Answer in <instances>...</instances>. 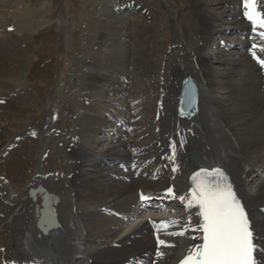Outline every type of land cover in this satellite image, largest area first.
Returning <instances> with one entry per match:
<instances>
[{
    "label": "bare ground",
    "instance_id": "1",
    "mask_svg": "<svg viewBox=\"0 0 264 264\" xmlns=\"http://www.w3.org/2000/svg\"><path fill=\"white\" fill-rule=\"evenodd\" d=\"M184 2L186 9L175 17L177 27H173L170 55L165 58L163 73L167 78L164 76L163 82L154 91L146 89L147 86L155 87L151 84L149 73V66L153 63L149 45L155 35L151 26L154 10L151 7L140 10L136 0H129L126 7L137 13L138 18L133 21L138 27L124 33L121 32L123 26L133 25L120 21L121 15L129 10L120 9L112 14L109 50H106L105 60L99 61L98 54L91 55L94 67L104 68L106 72L101 76L95 74L93 66V73L88 71L89 79L82 93L83 103L75 117V133L68 157L71 174L65 182L70 196L65 193L61 200L58 193L46 186L40 177L31 185L35 187L41 183L59 197L54 207L58 221L66 231L64 236L68 234L64 237L51 230L47 234L41 233L42 240L52 237L63 244V241L74 239L75 231L69 227L68 220L75 217L81 231L76 238L80 246L66 247L60 252L64 258L77 264H174L182 255L188 254L189 248L195 250L200 241V231H197L200 220L195 200L190 196L192 176L197 169L214 167L228 175L244 202L254 229L257 261L264 264V68L250 62L248 49L242 47L249 36V22L242 15V0ZM257 7L264 14V0H257ZM14 8L16 18L23 19L31 13L20 3ZM30 22L33 21L25 20L18 28L27 30ZM216 29L234 32L237 41L234 49L240 47V51L223 49L212 56L204 53L203 48ZM177 34L178 38H182L184 49L176 38ZM130 35H134L135 39L129 45ZM101 39L105 40L106 34ZM247 46L249 48L250 42ZM129 49L134 53L132 55L131 52L130 57L134 63L129 70H125L130 63V58L126 60ZM256 52L261 53L264 59V43ZM219 54L222 57L216 56ZM169 60L173 64L169 65ZM133 69L138 71L136 74L141 76L143 83L124 82ZM111 72L116 73L113 79H109ZM187 75L197 83L199 111L195 117L183 119L176 116L175 103L180 81ZM103 82L108 86L106 92L121 94L134 90L135 95L127 100H123L124 96L108 99L112 105L104 103V99H98V103L94 104ZM220 92L221 95H218ZM146 97L151 101L144 100ZM138 100V111L131 109L119 113V106L126 107V103L134 104ZM5 102L0 100L1 105ZM128 112L137 118L131 127L140 128L142 132L139 136L144 137L126 148L127 143H112L118 126L110 122V118L117 116V121L125 125ZM106 122L110 125L102 132L107 137L98 132L89 141V136ZM88 141L91 144L84 146ZM110 141L111 145L104 146ZM192 151L197 154V165L189 159ZM120 167H127L128 171H120ZM138 167L142 170L135 178ZM248 170L253 171L250 183L246 179ZM4 190L0 183V192ZM139 191L141 197L154 196L156 201L151 208L138 207L143 202ZM11 199L9 204L1 203L8 213L5 215L0 210V219L11 216L16 226L14 230H17L13 232L17 235L13 233L11 243L0 249V264H47L34 260L22 248L23 235L18 237L27 219L32 217L35 223L33 208L40 199L33 202L28 195L18 200ZM158 201L165 206L159 207ZM169 201L172 204L168 205ZM67 204H72L68 207L71 215L65 210ZM164 209L174 214H146L150 210ZM124 224H129L125 230L122 229ZM156 224L159 225L157 229ZM153 230L157 233L158 243L153 237ZM116 231L121 233L118 232L115 240L105 241L104 236ZM181 232L184 234L180 235ZM96 238H99V243L90 246L89 243L95 242Z\"/></svg>",
    "mask_w": 264,
    "mask_h": 264
},
{
    "label": "rangeland",
    "instance_id": "2",
    "mask_svg": "<svg viewBox=\"0 0 264 264\" xmlns=\"http://www.w3.org/2000/svg\"><path fill=\"white\" fill-rule=\"evenodd\" d=\"M128 1L0 0V100L7 102V105L6 102L4 105L0 104V183H3L5 189V192H0V210L5 215H7L8 209L2 208L1 203L6 205L9 204L11 198L18 200L26 197L27 188L34 184L39 177L46 186L58 193L61 200L65 197V193L66 196H70L68 186L65 185L71 174L68 168L70 164L68 157L71 140L75 133V117L81 109L82 93L85 90L86 81L89 79L88 71L95 72L100 76L106 72L104 68L96 69L94 67L91 55L98 54L99 61L105 60L106 50H109L108 43L111 35L109 24L114 16L112 14L117 8L128 5ZM136 2H138L140 10L151 7L155 12V17L151 20L155 37H152V42L149 45V54L153 60L152 65L149 66V73L151 84L155 87H146L148 91H154L156 86L163 82L164 76L166 77L163 70L166 59L170 55L173 27H177L175 17L186 9V5L184 0H136ZM19 3L31 11L23 19L14 17V7ZM136 15L134 10L121 15V19H119L122 24L124 22L133 24L132 26H123L122 33L138 27L133 21L138 18ZM25 20L33 22H30L31 25L27 30L26 28L20 30L18 27ZM176 29L178 31V28ZM105 34L106 39H101ZM220 35L223 37L219 38ZM178 36L179 34L176 38L181 41L180 44L184 49L182 38H178ZM134 39V35L128 37L129 45L133 43ZM235 39L234 32L216 29L209 37L210 42L204 46V53L212 56L223 49L229 52L234 49L231 47ZM175 45L177 46V44ZM129 50L126 52L129 54L126 60L131 57V52L132 55L134 54L131 49ZM234 50L239 52L240 47ZM216 56L222 57L221 54ZM129 61L130 63L127 64L129 68L125 70H129L130 65L134 63L131 58ZM171 63L173 64L169 60L168 64L171 65ZM92 70L94 71L92 72ZM134 71L133 69L132 73L127 75L128 78L124 82L130 80V84L131 82L143 83L144 80L141 76L136 74L138 71ZM115 76L116 73L111 72L109 79H113ZM103 84L100 85V92H97L98 94L94 98V104L98 103V99H104V103L112 105L108 99H119L120 96H124L123 100H127L130 96L135 95L134 90H127L121 94L106 92L105 89L108 86L106 82ZM218 95H221V92ZM144 100L149 101L150 99L146 97ZM138 103L140 104L139 100L134 104L126 103V107L125 105L119 106V113L131 109L138 111L136 105ZM134 116L131 113L128 114L127 125L118 127L117 133L113 135L112 143L124 142L127 143L126 148H129L131 143L143 139L144 135L139 136L142 130L138 127H131L133 122L137 121ZM117 118V116L111 117V121H109L117 124ZM110 122L103 123L95 130L89 136V141L94 139L95 134L108 127ZM100 134L107 137V134L103 132ZM99 140L102 141V139ZM89 141L84 146L88 147ZM107 145H111V141L104 144V146ZM146 166H150V164ZM252 172V170L246 172L248 183H250L249 177ZM2 176L11 182L12 187L1 179ZM10 206L12 205L10 204ZM70 206L72 204H67L65 209L67 212H69L68 207ZM71 213L68 214L71 215ZM73 217L68 220V225L75 231L74 239L63 241V244L54 241L52 237L42 240L40 233L35 229L33 218L30 217L22 226V234L18 235V237L23 235L22 248L29 255L31 254L32 256H30L34 260H41L47 264H77L72 259L64 258L60 252L66 247L78 248L77 246H80L76 238L80 236L81 231ZM1 220L0 249L11 243L13 233L15 236L17 235L13 232L16 226H14L11 216ZM65 232L63 236L66 234ZM118 232L121 233L116 231L103 238L105 241L115 240ZM92 238L95 239V236L93 235ZM53 241L54 244H52ZM97 243H99V238L89 245H97ZM63 245L64 247H62ZM77 251L78 249H76Z\"/></svg>",
    "mask_w": 264,
    "mask_h": 264
},
{
    "label": "snow or ice",
    "instance_id": "3",
    "mask_svg": "<svg viewBox=\"0 0 264 264\" xmlns=\"http://www.w3.org/2000/svg\"><path fill=\"white\" fill-rule=\"evenodd\" d=\"M244 7L245 17L254 25L264 27V14L258 12L257 0H244ZM260 35L264 36V32ZM259 62L264 65V60ZM194 199L203 218L197 228L202 230L203 243L195 250L189 248L180 264H253L249 220L230 188L201 183Z\"/></svg>",
    "mask_w": 264,
    "mask_h": 264
},
{
    "label": "water",
    "instance_id": "4",
    "mask_svg": "<svg viewBox=\"0 0 264 264\" xmlns=\"http://www.w3.org/2000/svg\"><path fill=\"white\" fill-rule=\"evenodd\" d=\"M175 110L178 117L187 119L195 116L198 113L197 85L190 76H185L181 80ZM193 155L194 154L191 155V158L194 160ZM28 193L33 199L36 197V195H39L41 198V202L39 204L40 207L38 206L36 208V216L38 220L41 218L44 212L49 211L54 222V228L61 230L56 217V211L52 206L56 198H54L53 195L47 193V191L41 185H37L35 188H29ZM36 225H38V221H36ZM41 230L44 232L47 231V229L44 228Z\"/></svg>",
    "mask_w": 264,
    "mask_h": 264
}]
</instances>
